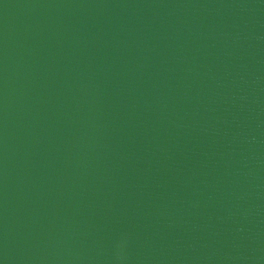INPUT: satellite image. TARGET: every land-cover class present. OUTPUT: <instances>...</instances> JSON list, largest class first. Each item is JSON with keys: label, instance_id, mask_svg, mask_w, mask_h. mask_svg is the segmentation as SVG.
<instances>
[{"label": "water", "instance_id": "water-1", "mask_svg": "<svg viewBox=\"0 0 264 264\" xmlns=\"http://www.w3.org/2000/svg\"><path fill=\"white\" fill-rule=\"evenodd\" d=\"M0 264H264V0H0Z\"/></svg>", "mask_w": 264, "mask_h": 264}]
</instances>
